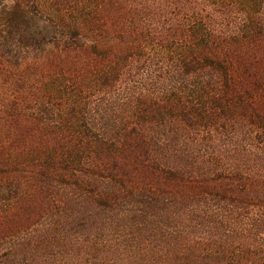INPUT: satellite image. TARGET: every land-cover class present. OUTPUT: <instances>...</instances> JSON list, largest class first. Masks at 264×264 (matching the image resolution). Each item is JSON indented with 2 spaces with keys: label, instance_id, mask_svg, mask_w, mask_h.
Listing matches in <instances>:
<instances>
[{
  "label": "trees",
  "instance_id": "obj_1",
  "mask_svg": "<svg viewBox=\"0 0 264 264\" xmlns=\"http://www.w3.org/2000/svg\"><path fill=\"white\" fill-rule=\"evenodd\" d=\"M0 264H264V0H0Z\"/></svg>",
  "mask_w": 264,
  "mask_h": 264
},
{
  "label": "rangeland",
  "instance_id": "obj_2",
  "mask_svg": "<svg viewBox=\"0 0 264 264\" xmlns=\"http://www.w3.org/2000/svg\"><path fill=\"white\" fill-rule=\"evenodd\" d=\"M5 3L9 5L11 3V0H5Z\"/></svg>",
  "mask_w": 264,
  "mask_h": 264
}]
</instances>
